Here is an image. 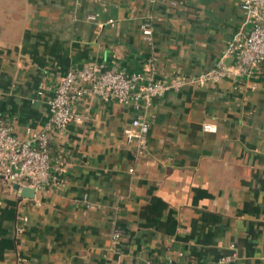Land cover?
Returning a JSON list of instances; mask_svg holds the SVG:
<instances>
[{"label":"crops","instance_id":"crops-1","mask_svg":"<svg viewBox=\"0 0 264 264\" xmlns=\"http://www.w3.org/2000/svg\"><path fill=\"white\" fill-rule=\"evenodd\" d=\"M175 1L0 0V114L15 135L44 130L52 93L37 92L71 69L148 75L154 58L169 84L212 70L243 26L241 0ZM225 64L223 80L150 109L80 101L52 130L50 184L24 199L0 181V264H264V65L238 77L237 59ZM138 117L151 124L143 151L125 136Z\"/></svg>","mask_w":264,"mask_h":264},{"label":"built area","instance_id":"built-area-1","mask_svg":"<svg viewBox=\"0 0 264 264\" xmlns=\"http://www.w3.org/2000/svg\"><path fill=\"white\" fill-rule=\"evenodd\" d=\"M171 5L176 7L178 4L171 0ZM240 7L244 17L242 28L227 45L216 66L197 78L171 84L159 80L156 78L158 72L154 58L150 60L148 75L105 70L101 65L87 66L69 70L54 90L46 87L38 90L39 97L44 96L47 91L52 93L48 100L50 118L44 130L32 132L29 139L17 137L13 128L0 114V181L18 186L19 193L22 187H28L37 194L49 185L53 171L50 154L52 130L57 129L64 133L78 119L74 109L82 100L98 99L104 102H120L134 106L137 110L150 109L155 100L163 98L170 89L179 90L186 84L206 86L223 80L231 74L225 64V60L230 57L236 58L238 62L233 74L248 77L252 68L264 65V0H241ZM97 18L98 15H90L88 21L95 22L99 28L104 27L105 24L98 22ZM106 24L113 26L114 21L109 20ZM140 30L144 43L153 46L155 29L152 16L143 21ZM150 129L151 124L146 118H135L131 127L125 131L127 142H137L140 151H143L145 137ZM214 129V126L204 125L206 132ZM84 199L86 201L87 196ZM121 237L119 232L113 234L115 241ZM232 260L231 257H223L216 264H230Z\"/></svg>","mask_w":264,"mask_h":264},{"label":"water","instance_id":"water-1","mask_svg":"<svg viewBox=\"0 0 264 264\" xmlns=\"http://www.w3.org/2000/svg\"><path fill=\"white\" fill-rule=\"evenodd\" d=\"M16 190H19L18 186H15ZM20 196L24 199H34L36 197V191L28 187H22L20 189Z\"/></svg>","mask_w":264,"mask_h":264}]
</instances>
